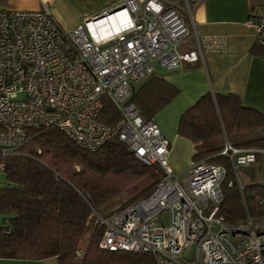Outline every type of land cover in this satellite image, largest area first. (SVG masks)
Returning a JSON list of instances; mask_svg holds the SVG:
<instances>
[{"label":"built area","instance_id":"built-area-1","mask_svg":"<svg viewBox=\"0 0 264 264\" xmlns=\"http://www.w3.org/2000/svg\"><path fill=\"white\" fill-rule=\"evenodd\" d=\"M179 9L177 0H121L69 32L59 29L47 5L0 9V156L15 155L28 129L56 128L86 151L116 136L134 158L157 165L161 176L144 198L105 215L92 212L102 227L99 248L147 252L156 264H264V218L228 225L217 215L226 167L200 159L187 173H175L168 139L132 101V86L158 69L203 60L204 39L196 34L195 48H179L189 33ZM245 23L264 47V8ZM106 100L119 113L112 126L99 120ZM258 153L264 149L224 140L219 155L236 174L229 186L242 188L237 171L255 163ZM190 247L193 260L186 261Z\"/></svg>","mask_w":264,"mask_h":264},{"label":"trees","instance_id":"trees-1","mask_svg":"<svg viewBox=\"0 0 264 264\" xmlns=\"http://www.w3.org/2000/svg\"><path fill=\"white\" fill-rule=\"evenodd\" d=\"M252 51L264 59V47L255 43ZM178 92L157 72L138 83L132 101L144 118L152 119ZM118 118L106 100L99 120L112 126ZM176 133L192 142L193 161L207 159L226 167L217 212L226 224L264 217V186L251 178L241 189L235 182L229 186L236 174L230 160L219 155L225 138L235 146L264 149V113L244 105L236 94L208 92L182 112ZM0 167L5 174L0 184V258L54 257L56 264H75L84 227L93 221L79 264H156L147 252L98 247L102 227L92 212L122 194L127 198L121 205L144 198L161 176L157 165L134 158L116 136L86 151L56 128L28 129L18 154L0 156Z\"/></svg>","mask_w":264,"mask_h":264},{"label":"crops","instance_id":"crops-1","mask_svg":"<svg viewBox=\"0 0 264 264\" xmlns=\"http://www.w3.org/2000/svg\"><path fill=\"white\" fill-rule=\"evenodd\" d=\"M119 1L0 0V9L39 10L47 5L59 29L69 32L83 18ZM135 1L141 4L144 0ZM177 1L189 29L179 48L181 51L195 48L196 34L204 39L203 60L185 63L178 70L161 74L179 92L152 120L169 141L168 160L171 168L183 175L193 162L194 147L190 140L177 135V124L182 112L203 94H236L244 105L264 113V59L252 51L255 45L254 32L245 23L250 16L258 17L264 8V0H188L191 19L183 10V0ZM186 38L189 41L184 42ZM137 85L134 84V88ZM52 258H0V264H56L55 258Z\"/></svg>","mask_w":264,"mask_h":264},{"label":"rangeland","instance_id":"rangeland-1","mask_svg":"<svg viewBox=\"0 0 264 264\" xmlns=\"http://www.w3.org/2000/svg\"><path fill=\"white\" fill-rule=\"evenodd\" d=\"M185 41H189V38H186L184 40V42ZM19 153H20V151H19ZM16 154H18V151ZM258 158H259L258 161H256L255 163H252L249 166L239 167L237 174H238V179L241 182V186L246 184L250 178L253 179V181H255V183H259L262 186H264V153H261ZM251 174L253 175V178L251 177ZM235 178H236V176H235ZM4 182H5V174L0 171V184H3ZM126 198H127V196L125 194H122L119 197L115 198L111 203L106 205V207H103V208L97 210V212L100 215H105V214L111 212L117 206L121 205V203ZM256 218H259V217H256ZM262 218H264V217H262ZM94 228H95V224L93 221H89L86 223L84 230L82 232V235H81L79 247H78L77 251L75 252V254H77L78 251L82 253L83 248L87 245L89 239L91 238V235L93 233ZM81 256H76V257L79 259V257H81ZM193 256H194V249H193V247H190L184 251L182 257L186 261H192ZM52 259H54V258H52ZM78 259L75 261V264H79Z\"/></svg>","mask_w":264,"mask_h":264},{"label":"water","instance_id":"water-1","mask_svg":"<svg viewBox=\"0 0 264 264\" xmlns=\"http://www.w3.org/2000/svg\"><path fill=\"white\" fill-rule=\"evenodd\" d=\"M158 72L160 73V74H164V70H162V69H158ZM134 90H135V88H134V85L132 86V93H134Z\"/></svg>","mask_w":264,"mask_h":264}]
</instances>
